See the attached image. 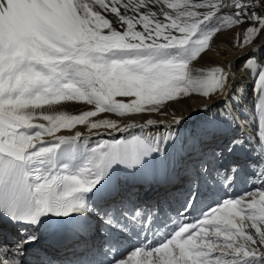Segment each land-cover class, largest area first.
<instances>
[{"label":"snow or ice","instance_id":"snow-or-ice-1","mask_svg":"<svg viewBox=\"0 0 264 264\" xmlns=\"http://www.w3.org/2000/svg\"><path fill=\"white\" fill-rule=\"evenodd\" d=\"M226 23L242 29L235 46L254 81V190L195 217L193 192L177 221L159 202L124 197L112 174L151 165L172 183L179 164L193 188L231 187L239 167L222 162L244 141H218L221 125L239 120L228 103L237 72L190 68ZM262 46L264 0H0V264H264ZM191 94L209 103L170 121L121 127L101 117L166 115V102ZM217 101L211 119L181 140L182 121ZM66 104L90 108L55 110ZM132 237L140 246L129 251L123 240Z\"/></svg>","mask_w":264,"mask_h":264},{"label":"bare ground","instance_id":"bare-ground-1","mask_svg":"<svg viewBox=\"0 0 264 264\" xmlns=\"http://www.w3.org/2000/svg\"><path fill=\"white\" fill-rule=\"evenodd\" d=\"M237 28L231 26L230 23H226L221 26L220 31L215 33L209 41V47L202 53L201 57L193 61L190 64V68L193 73L200 71H207L210 67L216 65L229 66L233 65L237 77L233 86V93L236 95L235 100H229L228 103L232 108V111L239 117L235 123L224 122L221 125L222 137L218 141V146L223 147L224 144L230 142L231 139H240L244 141L243 146H238L234 153L227 154L223 160V166L225 170L236 163L239 167L238 173L235 175L231 187H225L222 183H205L201 180L195 188L192 187L191 177L188 173L182 170V166L177 164L175 175L178 177L172 183H166L158 171L154 168V175L149 178L145 175H138L136 172L130 174L123 169H119L120 174L124 177L123 192L124 197H131L132 200L138 203H146L155 205L157 202L170 212V215L175 220L182 219L176 216V211L181 209L185 196L195 192L197 199L195 201L196 210H190L193 217L199 216L200 210L207 211L212 207L214 203L222 201L228 198H239L248 191L254 190L249 184V177L252 175L251 170L247 167V164L253 160L252 150L254 147V137L257 130V124L252 117V110L254 105L253 96V78L246 69H243L247 56L240 57L242 51L236 45ZM261 43V42H260ZM259 43V44H260ZM259 58L264 60V46L259 50ZM168 107L166 109V115L160 113H131L126 114L124 117L116 114H101V117L115 119L121 125V127L130 123H141L143 120H172L173 116H180L189 113L193 109L201 108L209 101L196 94H191L188 97H180L174 101L166 102ZM223 102L217 101L214 106L208 112H201L197 110L192 112L185 121H182V126L179 129L180 139L184 140L189 137L191 133L198 130V127L208 119H211L213 113L217 108L222 106ZM90 106L66 104L64 107L55 109L58 111H69L70 114H76L82 110H88ZM47 110V109H46ZM76 130L81 131L82 134L87 135V129L83 126H77ZM133 135H139V129H130ZM155 131V129H153ZM164 131V129H160ZM60 134H73L70 130H61ZM93 143H96L93 138ZM175 151V150H173ZM118 173L117 171L112 176ZM114 177V176H113ZM210 184V185H209ZM121 185V184H120ZM209 186V187H208ZM208 207V208H206ZM163 219V218H162ZM169 220V224H171ZM161 234L165 230L164 224L160 225ZM171 231V228L167 229ZM11 239V236L9 237ZM96 243H99L97 239ZM133 244V245H132ZM132 246L138 245V241L135 237L131 239L125 238L123 240V247L125 249H131ZM154 246V245H153ZM132 250V249H131ZM31 251V249H30Z\"/></svg>","mask_w":264,"mask_h":264},{"label":"rangeland","instance_id":"rangeland-1","mask_svg":"<svg viewBox=\"0 0 264 264\" xmlns=\"http://www.w3.org/2000/svg\"><path fill=\"white\" fill-rule=\"evenodd\" d=\"M225 19L227 20V17H225ZM118 27V26H117ZM237 33H242V29H239V28H237ZM238 39H242V35H240V36H238L237 35V39H236V42H237V40ZM261 41L258 39V40H256V44H259ZM239 48H241V47H239ZM241 49H243V48H241ZM80 106H82V105H80ZM65 112H67V113H69L70 114V112L69 111H65ZM154 167H152L151 165L148 167V168H146V169H144V170H142V171H137L136 173L138 174V175H140V176H142V175H145L146 177H149V178H151L153 175H154ZM120 170L118 169L117 170V172L118 173H115L113 176H112V179H113V181L115 182V181H119V183L121 184V186H122V192L124 191L123 190V181H124V179H125V177H124V175L122 176L121 174H120V172H119ZM210 185V184H209ZM209 187V186H208ZM133 245V244H132ZM154 246H156V245H154ZM129 251H131V249H129ZM125 255H127V253H125Z\"/></svg>","mask_w":264,"mask_h":264}]
</instances>
